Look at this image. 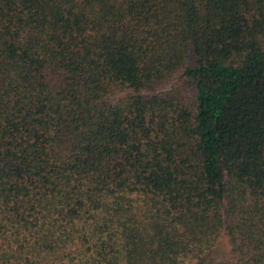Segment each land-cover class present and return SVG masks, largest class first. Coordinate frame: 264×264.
Wrapping results in <instances>:
<instances>
[{"label":"trees","instance_id":"1","mask_svg":"<svg viewBox=\"0 0 264 264\" xmlns=\"http://www.w3.org/2000/svg\"><path fill=\"white\" fill-rule=\"evenodd\" d=\"M222 236L264 264V0H0V264Z\"/></svg>","mask_w":264,"mask_h":264},{"label":"rangeland","instance_id":"2","mask_svg":"<svg viewBox=\"0 0 264 264\" xmlns=\"http://www.w3.org/2000/svg\"><path fill=\"white\" fill-rule=\"evenodd\" d=\"M189 64L193 62V59H189ZM127 95V92L114 96L112 97L109 102L114 103L116 100L120 99L121 97H124ZM190 97H192V93L190 92ZM229 254V246H228V241L227 238L222 236L219 240L218 243L216 244L212 254L208 258L206 264H215L220 261H224L228 258Z\"/></svg>","mask_w":264,"mask_h":264}]
</instances>
